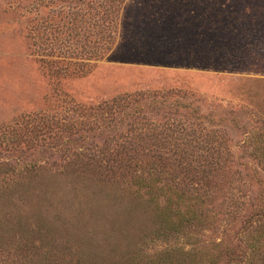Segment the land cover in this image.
<instances>
[{
	"label": "rangeland",
	"instance_id": "374dc122",
	"mask_svg": "<svg viewBox=\"0 0 264 264\" xmlns=\"http://www.w3.org/2000/svg\"><path fill=\"white\" fill-rule=\"evenodd\" d=\"M0 264H264V0H0Z\"/></svg>",
	"mask_w": 264,
	"mask_h": 264
},
{
	"label": "trees",
	"instance_id": "16d2710c",
	"mask_svg": "<svg viewBox=\"0 0 264 264\" xmlns=\"http://www.w3.org/2000/svg\"><path fill=\"white\" fill-rule=\"evenodd\" d=\"M191 218H186L185 220H190ZM2 228H3V230L4 231H6V234L7 235H10L12 232H13V230H15L16 228H15V223L14 224H12V228L11 229H7L8 227L6 226V227H4V226H2ZM8 230H10V231H8ZM8 231V232H7ZM20 232V231H19Z\"/></svg>",
	"mask_w": 264,
	"mask_h": 264
}]
</instances>
